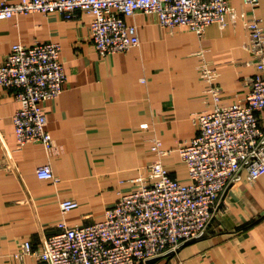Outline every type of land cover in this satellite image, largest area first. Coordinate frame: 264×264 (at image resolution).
I'll use <instances>...</instances> for the list:
<instances>
[{
  "label": "crops",
  "instance_id": "crops-1",
  "mask_svg": "<svg viewBox=\"0 0 264 264\" xmlns=\"http://www.w3.org/2000/svg\"><path fill=\"white\" fill-rule=\"evenodd\" d=\"M230 6L234 22L209 25L201 37L183 27L163 28L155 15L126 17L137 28L139 46L105 58L94 49L87 14L66 21L54 12H34L0 21V63L15 43L58 42L67 77L62 93L43 105L55 145L50 155L39 143L17 146L12 116L19 104L14 91L0 88V264H42L33 255L15 258L19 244L30 241L39 250L61 219L69 225L102 220L105 208L152 161L186 181L177 146L197 133L192 115L215 106L198 67L205 61L216 70L220 107L242 100L246 79L256 72L247 63L244 27V15L252 13L242 0H230ZM254 14L264 29V0ZM153 137L162 142V157L150 150ZM44 164L56 184L36 177ZM69 198L78 207L62 215L59 202ZM147 264H264V175L250 184L242 172L204 238Z\"/></svg>",
  "mask_w": 264,
  "mask_h": 264
},
{
  "label": "built area",
  "instance_id": "built-area-1",
  "mask_svg": "<svg viewBox=\"0 0 264 264\" xmlns=\"http://www.w3.org/2000/svg\"><path fill=\"white\" fill-rule=\"evenodd\" d=\"M242 4L252 13L248 18L244 15V27L249 38L247 63L256 72L246 79L248 91L242 100L220 107L216 103L222 91L214 84L216 70L205 61L198 67L200 78L209 83L206 91L215 106L192 115L197 133L177 146L187 169L186 181L173 177L159 159L152 161L105 208L102 220L69 225L61 219L56 233L44 239L39 250L30 241H22L15 258L33 255L43 264H147L173 257L184 244L207 235L223 195L241 180L242 172L250 184L264 175V29L254 14L258 0H242ZM34 12H54L66 21L78 13L89 15L90 39L101 58L139 46L136 26L125 21L137 13L155 15L158 24L170 31L183 27L199 37L209 25L224 28L237 16L230 0L0 1V21ZM60 53L58 42L15 43L0 63V88L14 91L19 104L12 116L19 148L39 143L48 155L54 153L43 105L64 89L67 77ZM151 143L153 153L165 155L159 138L153 137ZM35 175L53 184L59 180L50 164L38 166ZM59 207L65 215L78 202L64 199Z\"/></svg>",
  "mask_w": 264,
  "mask_h": 264
},
{
  "label": "rangeland",
  "instance_id": "rangeland-1",
  "mask_svg": "<svg viewBox=\"0 0 264 264\" xmlns=\"http://www.w3.org/2000/svg\"><path fill=\"white\" fill-rule=\"evenodd\" d=\"M211 66V65H210ZM206 82V81H205ZM208 85H209V83L208 82H206ZM43 264V263H42Z\"/></svg>",
  "mask_w": 264,
  "mask_h": 264
}]
</instances>
